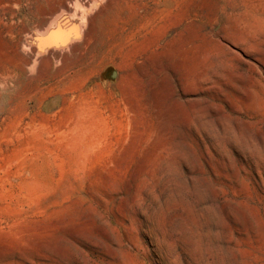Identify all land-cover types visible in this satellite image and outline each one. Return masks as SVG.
<instances>
[{
    "label": "rangeland",
    "instance_id": "374dc122",
    "mask_svg": "<svg viewBox=\"0 0 264 264\" xmlns=\"http://www.w3.org/2000/svg\"><path fill=\"white\" fill-rule=\"evenodd\" d=\"M0 264H264V0H0Z\"/></svg>",
    "mask_w": 264,
    "mask_h": 264
},
{
    "label": "bare ground",
    "instance_id": "6f19581e",
    "mask_svg": "<svg viewBox=\"0 0 264 264\" xmlns=\"http://www.w3.org/2000/svg\"><path fill=\"white\" fill-rule=\"evenodd\" d=\"M78 28V27H77ZM78 31V30H77ZM72 32V31H71ZM78 33V32H77ZM59 35V34H58ZM61 35V34H60ZM63 35V34H62ZM61 35V36H62ZM62 38H64L63 36H62ZM67 38V36L65 35V39ZM66 41H67V39H66ZM62 44V43H61Z\"/></svg>",
    "mask_w": 264,
    "mask_h": 264
}]
</instances>
